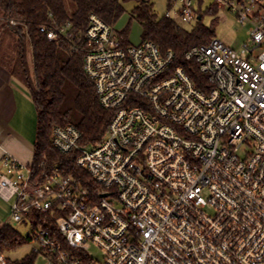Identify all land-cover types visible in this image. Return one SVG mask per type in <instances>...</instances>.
Returning a JSON list of instances; mask_svg holds the SVG:
<instances>
[{"label": "built area", "instance_id": "2783aa9c", "mask_svg": "<svg viewBox=\"0 0 264 264\" xmlns=\"http://www.w3.org/2000/svg\"><path fill=\"white\" fill-rule=\"evenodd\" d=\"M194 1L175 0L182 22L201 19ZM238 3L216 0L249 27L248 43L213 38L185 66L155 42L124 45L90 16L84 69L113 116L92 146L74 126L52 132L82 180L57 167L35 184L30 164L0 163L12 220L39 216L33 264H264V0ZM69 26L40 30L58 41ZM0 264L28 263L0 250Z\"/></svg>", "mask_w": 264, "mask_h": 264}, {"label": "trees", "instance_id": "16d2710c", "mask_svg": "<svg viewBox=\"0 0 264 264\" xmlns=\"http://www.w3.org/2000/svg\"><path fill=\"white\" fill-rule=\"evenodd\" d=\"M136 1L132 17L143 26V41L155 42L163 53L173 52L175 66L188 65L185 53L213 38V29L203 24L201 9H197L201 19L188 30L173 17H159L150 0ZM174 2L169 0V6ZM120 11L118 0H0V64L28 89L36 110L31 165L35 184H42L57 167L79 180L83 178L74 156L53 147L54 128L74 126L82 135V144L91 146L100 143L107 133L113 111L101 105L94 82L84 69L85 32L92 14L113 26ZM68 23L58 41H50L40 30ZM119 38L130 45L124 35ZM32 216L39 217L35 212ZM29 241L30 237H23L10 224L0 230L2 251L16 250ZM33 261V256L27 259L28 264Z\"/></svg>", "mask_w": 264, "mask_h": 264}, {"label": "rangeland", "instance_id": "374dc122", "mask_svg": "<svg viewBox=\"0 0 264 264\" xmlns=\"http://www.w3.org/2000/svg\"><path fill=\"white\" fill-rule=\"evenodd\" d=\"M150 2L153 3V9L159 17L169 14L171 17L175 18L183 28L190 30L194 26V24L182 22L179 18L177 14L180 8L179 3H171L170 7L169 0H150ZM118 3L121 11L113 25L116 34L120 37L124 35L127 39L126 42L132 46L140 45L143 42V26L138 20L132 17V12L137 6V1L118 0ZM194 5L196 9H201L203 13V24L213 29V38L222 41L225 45L236 51L240 50L245 43H248L249 35L247 32L249 27L240 22L237 14L233 12L229 6L223 9L218 8L216 0H202L201 3H199V0H195ZM233 5L239 8L238 0H233ZM214 7L216 8L215 12L209 11V9H213ZM34 113H36L35 106ZM11 205V203L3 202L0 199V222L14 226L23 237H28L33 230H35L32 224L33 222L36 223L37 218L32 216L26 223H15L12 220ZM32 249V243H25L21 245L17 251L8 250V253L14 260L22 262L33 256L31 254ZM89 254L95 260H100L103 257L102 251L92 245H90ZM33 258L35 261L34 256ZM43 261L44 260L41 258H37L36 264H44Z\"/></svg>", "mask_w": 264, "mask_h": 264}, {"label": "crops", "instance_id": "0c3cea01", "mask_svg": "<svg viewBox=\"0 0 264 264\" xmlns=\"http://www.w3.org/2000/svg\"><path fill=\"white\" fill-rule=\"evenodd\" d=\"M28 89L0 64V163L9 156L32 165L36 143V113Z\"/></svg>", "mask_w": 264, "mask_h": 264}, {"label": "water", "instance_id": "95a60500", "mask_svg": "<svg viewBox=\"0 0 264 264\" xmlns=\"http://www.w3.org/2000/svg\"><path fill=\"white\" fill-rule=\"evenodd\" d=\"M3 224H2V222H0V230L3 228Z\"/></svg>", "mask_w": 264, "mask_h": 264}]
</instances>
